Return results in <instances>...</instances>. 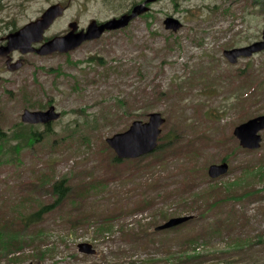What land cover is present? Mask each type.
Returning a JSON list of instances; mask_svg holds the SVG:
<instances>
[{
  "label": "rangeland",
  "instance_id": "1",
  "mask_svg": "<svg viewBox=\"0 0 264 264\" xmlns=\"http://www.w3.org/2000/svg\"><path fill=\"white\" fill-rule=\"evenodd\" d=\"M59 1L67 9L45 35L68 31L74 20L87 28L143 0H0V36ZM150 7L69 53L22 54L14 71L0 59V124L8 135L0 142V236L5 229L18 236L11 253L0 248V264H168L170 253L222 250L238 234L264 235V176L254 172L264 166V130L261 148L250 152L233 133L264 114V51L236 63L224 55L262 37L264 0H157ZM170 16L183 23L176 32L165 26ZM47 104L61 112L48 132L22 121L24 109ZM152 112L166 117L161 135L170 134L175 150L163 159L116 160L106 139ZM32 129L43 134L33 140ZM230 152L229 172L211 178L209 166ZM245 170L253 174L226 191L223 183ZM62 177L74 196L25 225L23 216L54 202L52 184ZM189 214L195 217L186 226L157 229ZM80 215L86 220L73 224ZM82 242L97 254L81 252ZM258 249L252 258L264 257V246Z\"/></svg>",
  "mask_w": 264,
  "mask_h": 264
},
{
  "label": "water",
  "instance_id": "2",
  "mask_svg": "<svg viewBox=\"0 0 264 264\" xmlns=\"http://www.w3.org/2000/svg\"><path fill=\"white\" fill-rule=\"evenodd\" d=\"M157 0H144L134 5L131 12L113 17L102 22L92 20L86 29L77 31L79 25L76 21L70 23L71 30L64 35H56L45 41L40 47L39 43L44 39L45 30L48 29L54 20L61 16L65 11L62 3H54L47 7L42 15L32 20L14 31H10L6 36L5 44H0V56L8 57L13 50H20L23 53L36 52L40 55H48L54 52L67 53L87 40H93L102 36L106 31L124 28L141 14L150 10L148 3ZM167 29L178 31L183 23L176 17L170 16L164 20ZM264 51V30L262 38L251 44L234 47L225 50L226 57L235 63L240 57H249L255 53ZM11 70L19 69L23 63H11L7 60ZM1 81V76H0ZM54 106L47 110L25 109L22 114V120L28 123H49L60 117ZM166 122V117L161 112L149 113L146 121L142 119L134 120L130 126L121 132L109 136L106 141L114 149L118 158H137L142 155L153 152L159 144V137L162 133V126ZM264 130V114L250 118L234 128V135L238 138L241 146L247 149H257L261 146L262 134ZM229 170L227 161L213 163L209 166L208 173L211 178H218L225 175ZM194 215L176 216L168 219L159 225V229H167L183 224ZM79 250L89 255L97 254V250L89 242H82L78 245Z\"/></svg>",
  "mask_w": 264,
  "mask_h": 264
},
{
  "label": "trees",
  "instance_id": "3",
  "mask_svg": "<svg viewBox=\"0 0 264 264\" xmlns=\"http://www.w3.org/2000/svg\"><path fill=\"white\" fill-rule=\"evenodd\" d=\"M17 29V28H16ZM89 60H101V58L92 56ZM246 71H240L239 76H244L246 77L248 74H245ZM49 128H47L44 132H48ZM30 138L33 140L37 139V136L42 135L43 132H39L38 130L32 129L31 131ZM7 131L3 128V126L0 124V142L4 141L7 139ZM170 136V134H167L166 136L161 135L160 136V144L158 148L148 154V155H156L158 153H161L160 159H163L167 154H170L173 152V149L175 150L176 144H173L169 139H167ZM18 137V136H16ZM230 150V149H229ZM228 150V151H229ZM245 151L250 152L251 150L245 149ZM232 152H230L228 155H226L222 160H229V156ZM164 154V155H162ZM144 155L142 157L148 156ZM116 160L122 161L123 159H120L116 156ZM262 164H260L261 166ZM245 168H248L247 165H245ZM257 171V172H256ZM255 175H257L260 178H263L264 176V166L257 168L255 171ZM253 174V171L250 170H245L244 175L238 179L239 181H234L232 183H229V185H226L227 183L224 184V188L226 186H232L234 187L238 183L245 182L247 180V176H251ZM256 177V176H255ZM69 178L67 177H62L60 179H57L53 184H52V190L53 193L56 195V198L54 202L51 203H40L37 208L30 213L26 214L25 216L22 217V221L25 223V225H33L37 224L39 222H42L47 214L50 212L56 210L57 208H60L62 206V203L65 201L66 198L69 196H74L73 193H70L71 191L74 190V188L71 187V185L68 184ZM218 183L215 185L216 187L218 186ZM216 187H213L215 189ZM225 190L227 191V189ZM218 189V188H217ZM216 190V189H215ZM252 192V191H249ZM248 192V193H249ZM77 193V190H76ZM199 195V194H198ZM206 210H204L205 212ZM203 212V213H204ZM87 215H80L78 219L73 220V224L77 225L83 221L86 220ZM83 218V219H82ZM193 220V219H192ZM192 220L188 221L187 223L180 225L178 227H175L173 229H177L182 226L188 225ZM108 225V224H106ZM105 225L100 224L97 231L101 234H104V227ZM159 226V225H158ZM157 226V229H159ZM75 227V226H74ZM4 228V227H3ZM1 229V228H0ZM5 233L3 236H0V248L3 246L4 250L9 254L12 252L13 245L15 244L16 240L18 239L17 234H13L12 231L5 229ZM1 235V231H0ZM258 241L254 239H250L248 237H244L241 234H238L234 236V238H228L229 240L225 243L227 244L226 249L222 250H207L203 251V253L197 252V251H187L182 250V252L176 254V253H170L168 254L166 259H163L167 261L168 264H264V257H258V258H252L259 254V249L258 245L262 244L264 246V235H261L258 237ZM191 243L198 244V242L192 240ZM248 256V257H246ZM244 257H246L244 259ZM252 258V259H251ZM152 260V261H150ZM148 263H145L144 261L140 262L139 264H158L162 262V260L155 258L147 259L146 260ZM126 261H124L121 264H125ZM130 264H137L135 261H131Z\"/></svg>",
  "mask_w": 264,
  "mask_h": 264
},
{
  "label": "flooded vegetation",
  "instance_id": "4",
  "mask_svg": "<svg viewBox=\"0 0 264 264\" xmlns=\"http://www.w3.org/2000/svg\"><path fill=\"white\" fill-rule=\"evenodd\" d=\"M63 3V2H62ZM63 4H65V3H63ZM65 6H66V4H65ZM134 6V5H133ZM133 6L130 8V9H128L125 13H129V12H131V10H132V8H133ZM44 11V10H43ZM42 11V12H43ZM125 13H123V14H125ZM42 14V13H41ZM74 21H76L77 23H78V25H79V22L77 21V20H74ZM71 22H73V21H71ZM70 22V23H71ZM70 23H69V26H70ZM82 29H86L85 27H83V26H81L80 27V25H79V27H78V29H77V31H79V30H82ZM69 31V30H68ZM68 31H64V32H61V33H59V34H54V35H52V36H48V35H45L44 36V40L42 41V42H39V43H35V45H36V47H40L41 45H42V43H44L45 41H47V40H49L50 38H52L53 36H56V35H64V34H66ZM5 35L4 36H0V44H3V43H5ZM26 55V54H24V53H21V51L20 50H13L12 52H10V54H9V56H8V58L7 57H1L0 56V59L2 60H4V62H5V64H6V67L9 69V67H8V65H7V59H11V61L12 62H22L23 63V65H24V58L22 57L23 55ZM3 60H2V64H3ZM4 66V65H3ZM9 70H11V69H9ZM6 71V68H4V69H2V71L0 70V76H1V82L3 81V80H5V74H4V72ZM11 71H13V70H11ZM47 106V108H44V109H42V110H47V109H49V108H51V106H54V105H51V104H47L46 105ZM55 107V106H54ZM55 109H56V107H55ZM39 110H41V109H39ZM56 111L57 112H60V111H58L57 109H56ZM61 113V112H60ZM60 116H61V114H60ZM52 121L51 122H49V123H38V124H41L42 126H45V128H50V127H52Z\"/></svg>",
  "mask_w": 264,
  "mask_h": 264
},
{
  "label": "bare ground",
  "instance_id": "5",
  "mask_svg": "<svg viewBox=\"0 0 264 264\" xmlns=\"http://www.w3.org/2000/svg\"><path fill=\"white\" fill-rule=\"evenodd\" d=\"M47 31V29L45 30V32ZM45 34V33H44ZM72 51V50H71ZM70 52V51H69ZM69 52H67V53H69Z\"/></svg>",
  "mask_w": 264,
  "mask_h": 264
}]
</instances>
